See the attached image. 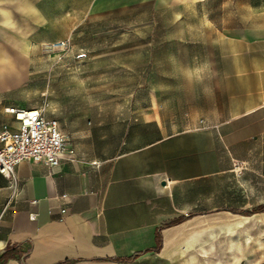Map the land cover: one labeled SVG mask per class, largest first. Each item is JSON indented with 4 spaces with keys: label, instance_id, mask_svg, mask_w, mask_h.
Listing matches in <instances>:
<instances>
[{
    "label": "crops",
    "instance_id": "0c3cea01",
    "mask_svg": "<svg viewBox=\"0 0 264 264\" xmlns=\"http://www.w3.org/2000/svg\"><path fill=\"white\" fill-rule=\"evenodd\" d=\"M132 11L171 27L194 21L191 39L174 42L203 46L212 85L231 84V110L189 117L188 127L162 108L134 122L119 113L120 150L73 145L77 159L53 169L22 161L16 191L0 174V209L13 195L0 258L20 244L25 264H174L179 252L186 264L196 252L195 264H264V0H0V91L21 74L22 45L70 40L87 20ZM4 74L15 79L4 84ZM7 114L0 125L15 124Z\"/></svg>",
    "mask_w": 264,
    "mask_h": 264
},
{
    "label": "rangeland",
    "instance_id": "374dc122",
    "mask_svg": "<svg viewBox=\"0 0 264 264\" xmlns=\"http://www.w3.org/2000/svg\"><path fill=\"white\" fill-rule=\"evenodd\" d=\"M152 18L151 12H116L85 21L65 47L22 45L21 74L0 91L1 112L6 117L10 106L42 107L70 135L72 145L85 154L109 155L120 150L114 137L119 113L134 122L162 108L176 118V127H188L189 117L230 111L231 84L227 91L212 85L204 69L215 61L204 57L203 46L174 42L191 39L195 29L188 24L194 21L171 27ZM4 67L12 69L14 62ZM3 79L9 84L15 77L4 74ZM177 255L174 264L187 263V253ZM201 258L196 252L194 264Z\"/></svg>",
    "mask_w": 264,
    "mask_h": 264
},
{
    "label": "built area",
    "instance_id": "2783aa9c",
    "mask_svg": "<svg viewBox=\"0 0 264 264\" xmlns=\"http://www.w3.org/2000/svg\"><path fill=\"white\" fill-rule=\"evenodd\" d=\"M68 44V39L51 43L55 47ZM6 112L12 115L15 124L4 122L0 125V174L13 191L17 189L16 166L20 162L32 161L53 169L65 159H77L69 136L61 130L56 118L44 115L42 107L10 106ZM12 198L10 195L1 207L0 217L11 206Z\"/></svg>",
    "mask_w": 264,
    "mask_h": 264
},
{
    "label": "trees",
    "instance_id": "16d2710c",
    "mask_svg": "<svg viewBox=\"0 0 264 264\" xmlns=\"http://www.w3.org/2000/svg\"><path fill=\"white\" fill-rule=\"evenodd\" d=\"M156 246L154 250H159L161 246V234L159 231L156 232ZM21 245H8L5 252L1 255V261L4 262L9 258H15L18 260L19 264H25L24 260L28 254V249L22 250ZM66 262V261H65Z\"/></svg>",
    "mask_w": 264,
    "mask_h": 264
}]
</instances>
